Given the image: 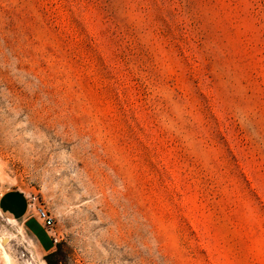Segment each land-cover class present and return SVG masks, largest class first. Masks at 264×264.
Here are the masks:
<instances>
[{"label":"rangeland","instance_id":"374dc122","mask_svg":"<svg viewBox=\"0 0 264 264\" xmlns=\"http://www.w3.org/2000/svg\"><path fill=\"white\" fill-rule=\"evenodd\" d=\"M9 189L0 264H264V0H0Z\"/></svg>","mask_w":264,"mask_h":264},{"label":"crops","instance_id":"0c3cea01","mask_svg":"<svg viewBox=\"0 0 264 264\" xmlns=\"http://www.w3.org/2000/svg\"><path fill=\"white\" fill-rule=\"evenodd\" d=\"M0 211L9 217V220L18 222L23 231L28 234L36 243L38 249L43 252H50L54 248V243L43 225L33 214V210L28 206L27 193L21 189H9L0 195ZM38 223L43 233L49 238L44 242L31 229V223ZM51 241V243H50Z\"/></svg>","mask_w":264,"mask_h":264},{"label":"built area","instance_id":"2783aa9c","mask_svg":"<svg viewBox=\"0 0 264 264\" xmlns=\"http://www.w3.org/2000/svg\"><path fill=\"white\" fill-rule=\"evenodd\" d=\"M28 206L33 210L34 216L43 225L47 233L53 240L54 245L58 242L56 233L53 231L56 219L54 214L47 208L44 200L41 198L39 193L27 194Z\"/></svg>","mask_w":264,"mask_h":264}]
</instances>
